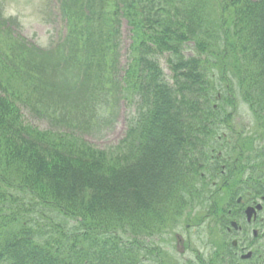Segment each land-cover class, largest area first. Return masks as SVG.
Returning <instances> with one entry per match:
<instances>
[{
	"label": "trees",
	"instance_id": "1",
	"mask_svg": "<svg viewBox=\"0 0 264 264\" xmlns=\"http://www.w3.org/2000/svg\"><path fill=\"white\" fill-rule=\"evenodd\" d=\"M63 9L71 34L61 59L98 50L116 68L90 87L88 107L123 91L140 115L109 149L25 123L20 104L49 100L63 114L68 85L89 75L52 83L59 61L37 59L0 27V264H145L141 250L157 251L145 242L169 209L186 206V179L209 157L213 130L199 126L226 123L213 103L222 85L229 105L238 90L264 124V0H64ZM122 16L133 42L119 79ZM166 53L173 83L160 66Z\"/></svg>",
	"mask_w": 264,
	"mask_h": 264
},
{
	"label": "rangeland",
	"instance_id": "2",
	"mask_svg": "<svg viewBox=\"0 0 264 264\" xmlns=\"http://www.w3.org/2000/svg\"><path fill=\"white\" fill-rule=\"evenodd\" d=\"M16 0H12L11 2H15ZM51 0H33V4L28 5L27 0H17L16 3H12V9L14 11H18L22 15V32L23 35L29 38L30 41H33L37 43L38 45L42 47H49L51 44V41L57 40L59 35L63 33V29L60 25L64 26V22L61 21L59 18L55 17V13L53 10V7H50ZM32 9V10H31ZM56 22V24H55ZM126 25V24H125ZM124 35L121 38L122 44H121V52H122V58L123 62L127 61L128 58V47L131 42L128 34H127V28L124 26L123 28ZM190 51V49H188ZM160 65L162 66L165 78L169 82H173L172 79V71L169 67L168 63V56H160ZM236 97L238 98V117L240 120L236 119V122L240 124V126L244 127L247 125H251L253 129L258 128V125H256L257 121L255 118V115L250 107L249 104H246L243 102L242 98L239 96L238 92H236ZM107 106L105 111L100 114L104 115V117L109 119V123L112 125L110 127H101V129H104L102 131H97L95 133H92L89 138L90 140L97 144L98 146H108L113 143H117L119 139L122 138L125 134V127H126V116L128 113L131 112V110L134 109V107H126L124 102L122 101L119 105H115V107H109ZM126 109V111H125ZM37 125H39L41 128H49V125L51 126V122L36 119L34 120ZM49 124V125H48ZM239 126V125H238ZM100 129V128H99ZM98 130V129H97ZM217 188H212L211 191H216ZM218 194H211V201L214 202L218 198ZM178 210L173 215L171 213V210H169L166 213V219H165V225L162 228V231L160 235L151 237L148 239V244H156L160 245L161 249L160 252H166L167 250V242L172 240V238L175 240V244L177 243V239H175L174 233L175 231L183 232L185 225L187 224V218L188 215H182L177 223V226L174 225V221L178 218ZM195 214L197 216H205L208 214V212L202 211L201 209H198ZM208 219L202 223L200 226H198L196 229L191 228L189 231V234L193 237L194 241H198V236H205L203 235L205 231L208 230ZM176 229L171 231V229ZM216 231L220 230L219 226L217 225ZM168 233H171L172 236L165 238ZM156 235L157 233H152ZM151 234V235H152ZM184 236V239L186 240V235L181 234ZM196 236V237H195ZM195 237V238H194ZM205 238V239H204ZM203 239L204 241H207V237L205 236ZM145 242V241H144ZM187 242V241H186ZM209 242V241H207ZM197 248L203 251L205 255L209 254V246L206 242L202 243H196L195 244ZM172 247L171 245L168 247ZM171 253L175 255V257L180 259L181 264H190L183 260L182 256L184 255L185 258H191L194 261V264H200V258L198 257L197 253L190 254L186 252L185 254H178L176 251H174L173 248L170 249ZM145 251L141 250L140 255L145 256Z\"/></svg>",
	"mask_w": 264,
	"mask_h": 264
},
{
	"label": "flooded vegetation",
	"instance_id": "3",
	"mask_svg": "<svg viewBox=\"0 0 264 264\" xmlns=\"http://www.w3.org/2000/svg\"><path fill=\"white\" fill-rule=\"evenodd\" d=\"M228 136V135H227ZM233 141L229 140V145L231 148H229V155H224V151H220L216 157L218 160H223L222 164H215L214 169L216 170L215 176L217 177V181H213L212 184L214 187L217 186L218 182L220 183L219 192H229V223L232 225V222L236 223V226H234V229L230 228V225L226 227L227 229V248L228 251L226 253V258L229 263V259L232 257L236 264H254L253 263V256H251L248 260L244 259V256L246 254V251L253 250L258 247V243L254 240H249V236L251 235V232L254 233V231L257 229L256 225H263L264 224V216H257L256 219H252L250 222L248 221L246 210L248 206L255 205L257 201L263 197L264 193V185H260L259 191L250 192L249 190L245 192L242 184L239 183L236 188H233V180H232V174L235 171H239V165L236 162L233 167L232 162V155L233 152L232 149ZM242 170H244V167L242 166ZM222 179H225L223 182ZM238 192V196L236 199V206H234L232 198L234 192ZM190 225H188L189 227ZM232 240L229 242V237H232ZM237 239V242L234 243L233 239ZM182 242L183 249L185 248V243H183L182 239H180ZM229 243L233 245V251L229 252ZM246 262V263H245Z\"/></svg>",
	"mask_w": 264,
	"mask_h": 264
}]
</instances>
